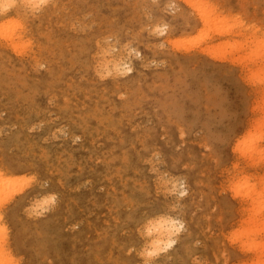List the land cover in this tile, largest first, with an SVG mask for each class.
Listing matches in <instances>:
<instances>
[{
	"label": "rangeland",
	"instance_id": "obj_1",
	"mask_svg": "<svg viewBox=\"0 0 264 264\" xmlns=\"http://www.w3.org/2000/svg\"><path fill=\"white\" fill-rule=\"evenodd\" d=\"M187 1L0 0V264H264V0Z\"/></svg>",
	"mask_w": 264,
	"mask_h": 264
},
{
	"label": "bare ground",
	"instance_id": "obj_2",
	"mask_svg": "<svg viewBox=\"0 0 264 264\" xmlns=\"http://www.w3.org/2000/svg\"><path fill=\"white\" fill-rule=\"evenodd\" d=\"M186 1V0H185ZM190 2V1H189ZM188 1H187V3H189ZM190 4V3H189ZM191 4H193L194 5V7L196 6L197 8H195L196 10H198L199 11V13H200V15H201V17L204 19H202L204 22H205V24H206V22L208 21V20H206V19H209L208 18V16L210 17V14L211 13H213L214 11H213V9L212 10H208V8L209 7H206V6H204V5H206V4H204L203 3V7H201V5H200V7H199V5L197 6V4H195V3H193V0H192V3ZM190 4V5H191ZM207 11V12H206ZM209 11H213V12H209ZM210 13V14H209ZM209 14V15H208ZM214 14V13H213ZM211 16H212V14H211ZM210 19H211V17H210ZM208 25L210 24V21L207 23ZM165 31V30H164ZM163 31V32H164ZM226 33V32H225ZM223 34V33H222ZM242 45H244L243 43L241 44V43H239V45H237L236 47H239V48H241V46ZM243 47V46H242ZM239 48H237V50L239 49ZM236 49V48H235ZM249 57H251V59L255 62V64H256V66L257 67H262L261 66V61H262V59L264 58V56H262V55H260V57L259 58H254L253 57V54H251ZM251 60V61H252ZM248 62V61H247ZM249 62H250V59H249ZM127 62L126 61H117V63L115 64V68L116 69H119V68H122V67H129V66H127V65H129V64H127ZM252 64V63H251ZM255 64H253V65H255ZM263 79H264V77L263 78H261V80L260 81H263ZM263 83V82H262ZM263 92V91H262ZM261 111H262V115H261V117H260V121H262V123H264L263 121H264V104L261 106ZM250 147L252 148V151L254 150V152L256 151V148L258 147L256 144H252V145H250ZM249 147V148H250ZM248 148V149H249ZM251 148H250V150H251ZM260 148V147H259ZM247 149V150H248ZM261 150H263L262 149V147H261ZM260 150H258V152H259ZM245 152H247L248 153V151H245ZM244 152V153H245ZM257 152V153H258ZM257 153H255V154H257ZM261 153H262V151H261ZM260 152H259V154H261ZM251 154V153H250ZM246 156H247V154H245ZM252 156H253V154H251ZM262 155H263V153H262ZM256 155H254L253 157H255ZM252 164V163H251ZM0 177H1V175H0ZM256 189V188H255ZM254 192H255V190H253ZM253 192V193H254ZM258 192H256L255 194H257ZM258 194H262V193H258ZM257 194V195H258ZM250 195V194H249ZM256 195V196H257ZM264 195V194H263ZM251 196H252V194H251ZM251 196H249V198H252L253 200H256V197H255V195H253L252 197ZM255 197V198H254ZM257 197H259V196H257ZM262 197V196H261ZM260 198H258V200H259ZM259 209L260 210H258V211H256V213H260V212H262L261 211V209H262V206H260L259 207ZM253 217H255V214H254V216ZM254 219V218H253ZM255 220V219H254ZM250 223V222H249ZM182 224H181V220H178V219H176V218H173V217H167V218H165V219H162L159 223H157L156 224V226H157V228L160 230V232L158 233V238L154 241V244L155 245H161L160 243H165L164 242V239H165V237H167V236H169L170 237V239L166 242V246L167 247H169V246H172L173 245V243L175 242V237H176V235H177V232L179 231V227L181 226ZM182 227V226H181ZM248 227H249V225H247V230H248ZM250 228H251V226H250ZM249 228V229H250ZM183 229V228H182ZM251 230V229H250ZM256 231L258 230V229H255ZM253 228H252V231H250V232H252V233H254V232H256ZM245 231H246V229H245ZM244 231V232H245ZM254 231V232H253ZM258 231H260V229L258 230ZM258 231L256 232V233H258ZM245 233H247V232H245ZM248 233H249V231H248ZM251 236V235H250ZM253 247H255L256 248V250H257V247H260L259 249H262L263 247H264V245H262V244H260V245H258L257 244V246L255 245H252ZM263 246V247H262ZM262 247V248H261ZM251 248V247H250ZM252 249V248H251ZM254 249V248H253ZM252 249V250H253ZM258 249V250H259ZM257 250V251H258ZM263 250H264V248H263ZM262 251V250H261ZM262 253H264V251L262 252ZM0 254L1 255H3L4 254V252H3V250H1V252H0ZM260 261V260H259ZM258 261V262H259ZM261 262V261H260Z\"/></svg>",
	"mask_w": 264,
	"mask_h": 264
}]
</instances>
